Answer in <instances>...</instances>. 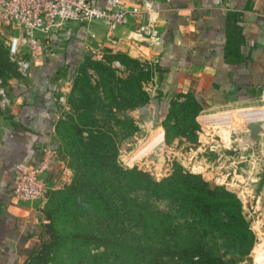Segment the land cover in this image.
<instances>
[{"label":"rangeland","instance_id":"obj_1","mask_svg":"<svg viewBox=\"0 0 264 264\" xmlns=\"http://www.w3.org/2000/svg\"><path fill=\"white\" fill-rule=\"evenodd\" d=\"M24 80L0 39V130L13 117ZM156 80L147 60L91 44L75 71L63 73L55 151L64 157L63 169L56 182L47 183L40 246L22 264H147L138 250L145 248L151 214L145 210L135 218L129 203L145 202L148 175L161 181L181 170L198 174L215 191L214 198L224 196L226 203L214 201L219 218L213 226L202 217L191 222L177 215L169 201L157 202L167 223L182 224L168 238L201 242L240 264H264V136L257 153L242 128L246 121L264 118V94L256 107L238 112H201L190 98L173 100L166 119L151 123L139 112L144 102L160 95ZM161 136L169 151L158 163L148 150ZM100 191L112 196L106 212L94 195ZM225 192L240 201L244 220L236 217L237 203ZM116 203L118 214L110 212ZM189 209L184 208L186 214ZM246 224L254 235L252 246L240 230ZM229 226L238 232L231 234ZM119 242L136 253L115 254ZM249 246V254L242 255Z\"/></svg>","mask_w":264,"mask_h":264},{"label":"crops","instance_id":"obj_2","mask_svg":"<svg viewBox=\"0 0 264 264\" xmlns=\"http://www.w3.org/2000/svg\"><path fill=\"white\" fill-rule=\"evenodd\" d=\"M123 1L142 5L140 21H156L157 40L138 39L134 23L110 29L103 21L72 22L52 35L50 52L33 61L19 85L18 106L0 130V264H22L40 246L44 202L17 200L12 184L18 172L39 166L46 151L53 154L46 176L58 180L64 159L55 152L60 85L85 47L152 65L160 95L141 107L146 122L166 119L177 99L190 98L201 112H238L256 107L264 94V0Z\"/></svg>","mask_w":264,"mask_h":264},{"label":"built area","instance_id":"obj_3","mask_svg":"<svg viewBox=\"0 0 264 264\" xmlns=\"http://www.w3.org/2000/svg\"><path fill=\"white\" fill-rule=\"evenodd\" d=\"M144 12L142 5L123 0H0V39L26 76L33 61L50 52L52 35L72 22L103 21L110 29L134 23L138 39L154 42L160 30L154 20H139ZM52 156L46 151L39 166L16 174L12 190L17 200L45 201Z\"/></svg>","mask_w":264,"mask_h":264},{"label":"trees","instance_id":"obj_4","mask_svg":"<svg viewBox=\"0 0 264 264\" xmlns=\"http://www.w3.org/2000/svg\"><path fill=\"white\" fill-rule=\"evenodd\" d=\"M147 102H144L142 107L147 106ZM173 182V183H172ZM146 195L145 202L141 205L137 200L133 203H129L133 209L134 217H141L142 211H148L151 215L148 218V225L146 226V239L145 248H139L138 252L145 253L147 257V264H181L182 262H189L190 264H240L233 259H225L218 254H215L211 250L204 247L201 242H182L168 238V235L176 234V231L181 229L182 224L167 223L166 215L156 208L154 204L157 202H171V210L177 215L186 216L189 221H195L194 217H198L210 222L213 226L217 222L219 215L218 211L214 209V201L219 197H215V191L209 189V184L201 178L198 174L188 173L186 171H180V173L172 174L161 181L152 179L149 175L146 177ZM184 187V189H183ZM227 197L233 196L230 193H224ZM97 200L102 203V211L106 212L109 209V200L112 196H108L103 191L97 192ZM234 197V201L237 203L235 209V215L237 218L244 220L241 210V203ZM220 203H226L223 198H219ZM158 203V204H159ZM132 204V205H131ZM188 205V206H185ZM128 207V206H127ZM190 207L189 214H186L184 208ZM110 212L118 214L120 208L117 203L113 204V208ZM128 212V211H127ZM165 222L167 224H161ZM190 227L195 230L193 224H189ZM230 233H237V226H229ZM241 228V229H240ZM239 229L242 230L247 236H250L251 245L254 243V235L252 234L249 226L243 225ZM218 229V227L216 228ZM234 229V230H233ZM237 229V230H236ZM227 232V231H226ZM118 246L114 244V253H136L134 248H129L126 243H121ZM119 247V248H117ZM138 249L139 246H135ZM250 246L245 252H240L242 255H248L250 252Z\"/></svg>","mask_w":264,"mask_h":264},{"label":"water","instance_id":"obj_5","mask_svg":"<svg viewBox=\"0 0 264 264\" xmlns=\"http://www.w3.org/2000/svg\"><path fill=\"white\" fill-rule=\"evenodd\" d=\"M242 128L247 134V140L252 143V148L260 153V137L264 135V119L250 120ZM168 151L166 141L161 138L149 148L148 154H156L158 163H161L164 159V153Z\"/></svg>","mask_w":264,"mask_h":264},{"label":"bare ground","instance_id":"obj_6","mask_svg":"<svg viewBox=\"0 0 264 264\" xmlns=\"http://www.w3.org/2000/svg\"><path fill=\"white\" fill-rule=\"evenodd\" d=\"M261 119H263V118H261ZM255 120V119H254ZM258 120V119H257ZM250 121V120H249Z\"/></svg>","mask_w":264,"mask_h":264}]
</instances>
